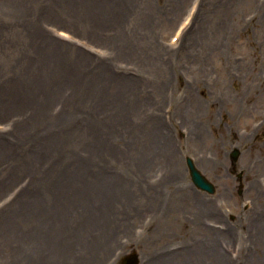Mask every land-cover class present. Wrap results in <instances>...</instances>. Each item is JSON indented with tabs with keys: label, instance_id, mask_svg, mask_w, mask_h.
I'll list each match as a JSON object with an SVG mask.
<instances>
[{
	"label": "rangeland",
	"instance_id": "374dc122",
	"mask_svg": "<svg viewBox=\"0 0 264 264\" xmlns=\"http://www.w3.org/2000/svg\"><path fill=\"white\" fill-rule=\"evenodd\" d=\"M0 142V264H166V247L226 228L242 236L216 244L252 263L264 0H0Z\"/></svg>",
	"mask_w": 264,
	"mask_h": 264
},
{
	"label": "bare ground",
	"instance_id": "6f19581e",
	"mask_svg": "<svg viewBox=\"0 0 264 264\" xmlns=\"http://www.w3.org/2000/svg\"><path fill=\"white\" fill-rule=\"evenodd\" d=\"M65 19L63 20L64 22H68L71 21L72 25L76 27V21L75 17L69 16V15H65ZM70 24V23H69ZM44 36V35H43ZM37 40L39 44L40 42L42 44H44L45 41H43L42 37L39 35H36ZM51 39V38H50ZM58 40H62V39H58ZM69 44V43H68ZM67 45V44H66ZM106 141H103V143ZM2 144V142H0ZM79 172L81 171V173L78 174L79 179L82 180L83 182V178L84 176L88 175V173H90V171L88 170V167H86L85 164H81L80 167L78 168ZM110 183H115L118 184L120 181L117 180H113V179H109V178H102ZM92 179H89V182H91ZM66 181V180H65ZM79 181V180H77ZM80 182V181H79ZM92 183H96L95 181H93ZM101 183V182H100ZM165 185H169L170 184V188L172 189H177L181 190L182 192L186 190V187L182 186L179 183V180L176 179L172 181V179H170L169 181L163 182ZM73 184H76L75 182H73ZM80 184V183H77ZM98 184V183H96ZM185 196V195H184ZM56 197V196H55ZM58 197V194H57ZM56 197V199H57ZM187 200H190L192 198L191 195H186ZM55 200V199H54ZM39 203V205H37ZM37 204H35L34 206H32L33 208L36 209L38 215H41L42 213V203L38 202ZM192 203L194 204L195 208L200 210V213H202L203 215L208 212H217V207L216 205H213L206 201H199L195 198H192ZM204 219V217H203ZM227 229V228H226ZM225 230H212L208 233H204L202 236L201 240H198V244L197 247H195L194 249H190V250H183V249H179V248H173L174 246H170V247H166L165 251H163L164 253V260L162 262L166 263V264H233V262L230 261V259L228 258V252L230 251H226L224 248H219V246L216 244V241L218 242V240L220 241V243H222V240H225V238H231L233 237L234 239L236 237H240L242 236L237 235V233H235V231H226ZM226 231V232H225ZM232 238V239H233ZM242 241L241 244H243V248H245V245H247V240H249L246 237H242ZM233 239V240H234ZM204 241L205 247H203L202 245L200 246V244ZM255 241H257V244L254 243V245L258 247L259 251L255 253H253V257L254 255L258 254L259 257L258 259H256L255 261H253L250 264H262L261 261L264 260V233L260 232L258 233V235L255 237ZM250 246V243H249ZM173 248V249H172ZM262 255V256H261ZM261 256V257H260ZM175 260H180V262H175Z\"/></svg>",
	"mask_w": 264,
	"mask_h": 264
},
{
	"label": "water",
	"instance_id": "95a60500",
	"mask_svg": "<svg viewBox=\"0 0 264 264\" xmlns=\"http://www.w3.org/2000/svg\"><path fill=\"white\" fill-rule=\"evenodd\" d=\"M238 155V152L235 151L232 153L233 158L235 159ZM187 166L189 169L190 177L193 184L208 193L215 192V186L211 183L200 171L197 169L191 158L187 159ZM122 264H138L135 255L124 257L122 260Z\"/></svg>",
	"mask_w": 264,
	"mask_h": 264
}]
</instances>
